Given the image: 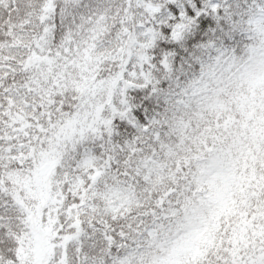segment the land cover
<instances>
[{
  "label": "snow or ice",
  "instance_id": "6c2138e0",
  "mask_svg": "<svg viewBox=\"0 0 264 264\" xmlns=\"http://www.w3.org/2000/svg\"><path fill=\"white\" fill-rule=\"evenodd\" d=\"M0 264H264V0H0Z\"/></svg>",
  "mask_w": 264,
  "mask_h": 264
}]
</instances>
